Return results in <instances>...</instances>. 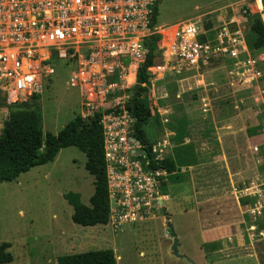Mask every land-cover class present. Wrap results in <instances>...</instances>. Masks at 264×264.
Here are the masks:
<instances>
[{"label": "rangeland", "instance_id": "obj_1", "mask_svg": "<svg viewBox=\"0 0 264 264\" xmlns=\"http://www.w3.org/2000/svg\"><path fill=\"white\" fill-rule=\"evenodd\" d=\"M228 1L161 0L159 24L175 25ZM250 22L244 25L245 32ZM158 56L155 62L163 64ZM219 66L215 64L203 76L196 71L167 74L163 80L157 76L161 80L153 81L154 77L146 85L139 83V77L134 87L141 88L151 116H160L161 128L153 123L157 140L168 137L178 143L181 139L170 135L175 102L184 104L183 115L193 119L189 123L192 137L186 141L196 145L199 165L184 170L186 182L165 190L167 178H162L159 187L180 257L174 255V234L162 211L118 229L112 219L107 226L74 223V206L67 196L78 195L81 204L91 207L95 178L85 168L83 151L71 147L15 182H0V244H11L14 260L9 264H57L61 256L97 250L113 251L117 264H252L254 256L264 264V230L259 226L264 223V209L256 220L251 214L264 200V138L252 134L264 125V80L249 87L233 86L227 84ZM72 68V64L58 63L43 95L28 104L41 113L45 136L58 135L75 117L87 113L80 91L68 88ZM261 72L264 76V68ZM9 114L10 108H0V133ZM214 243L223 249L209 253L206 245Z\"/></svg>", "mask_w": 264, "mask_h": 264}, {"label": "built area", "instance_id": "obj_2", "mask_svg": "<svg viewBox=\"0 0 264 264\" xmlns=\"http://www.w3.org/2000/svg\"><path fill=\"white\" fill-rule=\"evenodd\" d=\"M158 7L159 0H0V89L7 106L32 103L55 77L58 63L73 65L67 85L80 91L87 111L81 117L101 114L115 229L161 213L159 187L171 175L163 162L175 141L159 138L149 153L135 137L137 120L128 109L135 97L130 92L155 41V61L159 54L164 63L147 68L151 78L200 74L216 62L230 85L248 87L264 79V60L250 55L242 30L232 29L236 21L227 17L230 12L247 17V0L164 26ZM259 133L264 138V125ZM170 135L177 137L174 131ZM259 205L251 213L255 220L264 200Z\"/></svg>", "mask_w": 264, "mask_h": 264}, {"label": "trees", "instance_id": "obj_3", "mask_svg": "<svg viewBox=\"0 0 264 264\" xmlns=\"http://www.w3.org/2000/svg\"><path fill=\"white\" fill-rule=\"evenodd\" d=\"M160 3L161 0H159ZM250 20L251 24L247 33L249 48L252 52H263L264 23L258 15L252 16ZM156 42L153 45L152 53L148 56L145 68H141L139 72L140 84L146 85L151 80L146 71L156 63ZM134 93L136 95L128 104V109L137 120L135 137L143 145L149 147L148 152L150 153L152 145L157 142L158 138L153 123L156 121L157 126L161 128L160 116L158 113L154 118L151 116L148 104L142 100L141 88L140 91L134 89ZM1 96L0 108L8 107L5 94L2 91ZM193 99H197L196 95L193 96ZM178 103L181 102L177 101L173 104L176 115L172 117L173 122L170 127L177 132V137L181 139L163 162V166L171 173L165 183V190L168 185L186 182L184 170L188 171L191 167L199 165L196 145L192 141L188 143L185 141L192 137L189 125L193 119H188L183 115L185 114L182 112L184 104ZM161 104L166 105L165 101H162ZM8 108H10V114L0 133V182H15L21 175L32 169L55 161L63 149L76 147L81 152L83 151L87 157L85 168L95 178V192L91 198V207L81 204L78 195L67 196L75 210L73 221L76 225L83 227L107 225L110 221V202L101 114H96L89 120H84L81 116L75 117L58 135L48 133L45 136L43 135V118L37 109L28 104L14 105ZM179 112H181V116H179ZM260 129L253 130L252 134L259 133ZM259 226L264 230V223H260ZM222 247V244H208L206 250L213 253L220 251ZM10 248V243L0 244V264L13 262V256L9 252ZM57 264H117V258L111 250H97L61 256L58 258Z\"/></svg>", "mask_w": 264, "mask_h": 264}, {"label": "crops", "instance_id": "obj_4", "mask_svg": "<svg viewBox=\"0 0 264 264\" xmlns=\"http://www.w3.org/2000/svg\"><path fill=\"white\" fill-rule=\"evenodd\" d=\"M241 1H244V0H234V1H228V2H226V3H222V4H220V6L218 7V8H216V9H214V10H211L209 13H217V12H219L220 10H222V9H224L225 7H228V6H231L232 4H235V3H238V2H241ZM248 1V4H249V6H250V9H249V14H248V16L247 17H241L240 15H237V14H235V13H233L232 12V14H231V12L227 15V17H228V19L230 18H232V19H234L235 21H236V23L234 24V25H232L231 26V28L232 29H241L242 30V33H243V35H244V37H245V41H246V45H247V48H248V51H249V53H250V55H253V56H255V57H261L263 60H264V51L263 52H257V51H255V52H252L251 50H250V48H249V45H248V42H247V33H248V30H249V28L247 29V31L245 32L244 31V25H246V22H248V20H250L251 18H252V16H256V15H258V17H260V19L263 21V23H264V2L262 1V0H247ZM260 8H262L263 9V13L262 12H260ZM208 14V13H207ZM235 15H237V16H235ZM250 24H251V22H250ZM250 26V25H249ZM215 64H218V63H213V64H210L209 66H206V67H204V68H202V70L200 71V74H199V76H203L204 74H205V71L207 70V69H209V68H211L212 66H214ZM220 67V66H219ZM262 68H264V61L262 62V64H261V69ZM220 69H221V71H222V73L224 74V76H225V80H226V82H227V84L229 83L228 82V80H227V77H226V73H225V70L224 69H222L221 67H220ZM263 71V70H262ZM158 81V80H161V79H157V77H155L154 79H153V81ZM264 80V79H263ZM262 80V81H263ZM264 82V81H263ZM262 83V82H261ZM204 87H206L205 85H204ZM240 87H244V86H240ZM248 87H249V85H248ZM205 112V111H204ZM262 127L263 126H261V129H262ZM261 129L259 130V132L261 131ZM171 131H174V130H171ZM258 134H260V133H258ZM186 141V140H185ZM188 142H190L189 140L188 141H186V143H188ZM170 190V189H169ZM105 226H107V225H105ZM222 249H223V247H222ZM221 249V250H222ZM249 257H253L252 255L251 256H249ZM241 258V257H240ZM254 258H255V260H253L252 261V264H260V261H259V258H257L256 256H254ZM244 259H247L246 258V256L244 257ZM243 258H241V260L240 261H245Z\"/></svg>", "mask_w": 264, "mask_h": 264}, {"label": "water", "instance_id": "obj_5", "mask_svg": "<svg viewBox=\"0 0 264 264\" xmlns=\"http://www.w3.org/2000/svg\"><path fill=\"white\" fill-rule=\"evenodd\" d=\"M147 47L149 49H152V43H148ZM135 89L138 90V87H136ZM158 203L162 207V212H163L164 218L167 221L168 228L174 234V245H173L174 255L177 256V257H180L179 256V246H180V244H179L177 235L175 234L174 226L171 223V218H170V216L168 214V207L166 206V204L164 203V201L161 198L159 199Z\"/></svg>", "mask_w": 264, "mask_h": 264}]
</instances>
